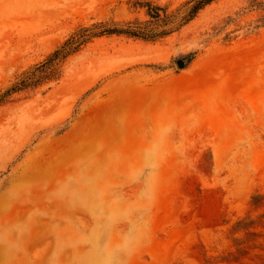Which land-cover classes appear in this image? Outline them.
<instances>
[{"label": "rangeland", "instance_id": "obj_1", "mask_svg": "<svg viewBox=\"0 0 264 264\" xmlns=\"http://www.w3.org/2000/svg\"><path fill=\"white\" fill-rule=\"evenodd\" d=\"M188 7L0 0V91L89 35L0 104V264H264V0Z\"/></svg>", "mask_w": 264, "mask_h": 264}, {"label": "trees", "instance_id": "obj_2", "mask_svg": "<svg viewBox=\"0 0 264 264\" xmlns=\"http://www.w3.org/2000/svg\"><path fill=\"white\" fill-rule=\"evenodd\" d=\"M210 1L211 0H187L189 7L185 18L190 19L193 15H195L198 9H200L201 7H203V5L209 3ZM142 5L145 7L146 13L152 18H158L160 15V11L164 9L159 5L152 4L150 1H144ZM111 32H119L133 36H139L142 38H148L141 33L130 29H106L94 32L90 34V36ZM88 36L85 35L84 37H79L80 41L73 38L66 39L58 47L48 53L42 61L34 64L28 70L22 72L19 75L20 79L17 82L0 91V104L11 101V96L13 95V93L20 91L28 86H35L49 79H56L59 74V68L63 59L68 54L75 51L77 49V46L81 44V42L86 41V38Z\"/></svg>", "mask_w": 264, "mask_h": 264}, {"label": "water", "instance_id": "obj_3", "mask_svg": "<svg viewBox=\"0 0 264 264\" xmlns=\"http://www.w3.org/2000/svg\"><path fill=\"white\" fill-rule=\"evenodd\" d=\"M178 63L180 64L181 63V60H178Z\"/></svg>", "mask_w": 264, "mask_h": 264}]
</instances>
